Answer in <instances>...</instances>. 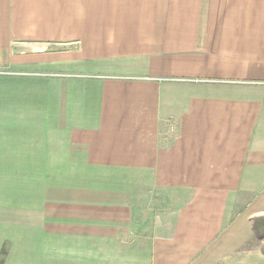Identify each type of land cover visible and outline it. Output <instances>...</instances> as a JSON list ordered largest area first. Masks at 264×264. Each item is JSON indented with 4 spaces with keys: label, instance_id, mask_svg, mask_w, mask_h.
<instances>
[{
    "label": "crops",
    "instance_id": "0c3cea01",
    "mask_svg": "<svg viewBox=\"0 0 264 264\" xmlns=\"http://www.w3.org/2000/svg\"><path fill=\"white\" fill-rule=\"evenodd\" d=\"M263 220L264 0H0V264H264Z\"/></svg>",
    "mask_w": 264,
    "mask_h": 264
},
{
    "label": "rangeland",
    "instance_id": "374dc122",
    "mask_svg": "<svg viewBox=\"0 0 264 264\" xmlns=\"http://www.w3.org/2000/svg\"><path fill=\"white\" fill-rule=\"evenodd\" d=\"M264 224V220H263V223H261V226L260 227H262V225ZM260 225V224H259ZM261 230V229H260ZM264 230V229H263Z\"/></svg>",
    "mask_w": 264,
    "mask_h": 264
}]
</instances>
